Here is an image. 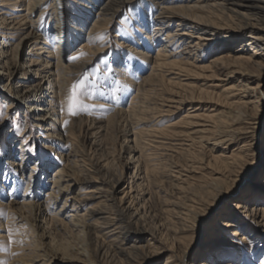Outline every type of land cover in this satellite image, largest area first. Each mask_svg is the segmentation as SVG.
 I'll return each instance as SVG.
<instances>
[{
  "label": "rangeland",
  "instance_id": "374dc122",
  "mask_svg": "<svg viewBox=\"0 0 264 264\" xmlns=\"http://www.w3.org/2000/svg\"><path fill=\"white\" fill-rule=\"evenodd\" d=\"M140 1L129 0L126 8L110 18L107 31L99 32L97 40L104 50L55 99L62 110L61 116H51L49 120L54 131L40 126L29 106L14 98L15 89L18 93L40 81H31L32 73L28 70L32 67L26 66L28 60L38 61L35 66L41 70H44V60H49L51 70L56 69V61L46 58L45 53L53 50L55 44L56 23L49 20L50 16L54 17L51 11L37 24L38 33L48 44L41 50L28 48L30 54L23 53L22 57L23 49L19 48L24 68L15 66L12 57L7 74L0 75V204L13 207L10 214L6 208L0 213V238H3L0 239V264H9L13 257L25 251L43 255L45 264H83L78 262L84 259L80 255L83 239H78L77 232L68 224L69 217H60L58 213L63 210L65 197L58 199L55 206L50 204L53 209L49 214L42 211L49 203L46 199L52 189V174L63 167L67 157L73 160L74 150L82 156L83 168L100 165L120 177L115 201L127 193L123 203H129L131 212L140 218L137 226H128L129 238L121 242L118 235L114 244L141 247L142 253L129 261L118 254L122 262L117 259L101 262L89 254V264H181L182 260L185 264H260L264 261V210H256L257 204L264 208V188L261 195L255 191L264 181V51L252 54L247 65L228 63L225 68H213L211 61L221 53L236 54L237 44L215 49V36L194 41L183 33L188 28L172 26L171 32L176 33L173 46L166 44L163 54L169 55L174 50L176 54L173 59H161L167 63L179 60L183 68L165 65L152 71V62H145L137 55L140 49L155 57V52L144 48L145 36L138 22L131 20ZM79 2L61 0L64 19L60 25L64 34L67 33V43L60 52L61 62L67 67L87 55L82 48L86 41L80 38L86 27L77 32L82 25L78 19L86 16L84 12H76ZM155 13L153 9L152 16ZM164 33L163 30L158 36L163 42ZM21 35L8 42L18 44ZM73 48L71 55L77 59H65L66 51ZM246 48L253 51L249 46ZM16 54L14 46L10 56ZM250 55V52L246 54ZM159 73L163 78L157 77ZM146 77L151 80L148 88L153 89L145 103L147 109L136 110L129 120L122 116L110 121L116 112L131 115L126 110L136 107L131 104L135 85ZM17 78L25 82L13 88L10 84ZM128 78L134 83L132 86L128 85ZM78 81L83 83L77 92V115L70 116L67 108L71 89ZM45 95L54 99L49 91ZM177 95L184 97V103L175 108L171 98ZM244 112L253 116L250 124L235 123L224 131L232 139L227 144L219 142V133L211 134L213 123H220L221 118L229 120L230 113L243 116ZM189 116L192 118L186 119ZM187 120L193 123L189 128ZM64 121L68 123L65 125ZM98 126L102 128L98 130ZM152 128L174 132L173 140L163 139L159 134H154L159 137L149 135L148 130ZM185 128L189 129L187 133L192 132L188 133L190 138L177 137ZM50 134L55 138L51 139ZM19 144L25 145L24 151ZM33 145L35 150H31ZM21 161L20 169L12 164ZM222 161L228 163L229 170L220 177L210 165L216 162L222 166ZM70 167L75 174L73 181H79L78 168ZM76 190L71 194L75 195ZM22 199L32 200L38 206L20 210L15 203ZM98 201L92 200L89 207L97 206ZM245 201L248 207L253 206L251 212L237 208ZM8 215L13 218H7ZM104 229L108 235L106 241L113 239L109 235L119 232L111 226ZM233 249L227 256L219 254Z\"/></svg>",
  "mask_w": 264,
  "mask_h": 264
},
{
  "label": "bare ground",
  "instance_id": "6f19581e",
  "mask_svg": "<svg viewBox=\"0 0 264 264\" xmlns=\"http://www.w3.org/2000/svg\"><path fill=\"white\" fill-rule=\"evenodd\" d=\"M128 2L129 0H80L78 3V6L80 7H75L76 12L79 13L81 11L82 14L84 12L86 16L78 19V22L82 25L77 29V32H82L83 27H86V31H84V34H81L80 38L86 41L82 48L87 51V55L77 63L67 67L63 66L61 62L60 52V50L66 46V35L64 34L63 27L60 25V23L63 24L64 19L62 9L63 3H61V0H0V75L7 74L9 60H11L12 57V61L16 64L15 66L24 68L25 65L22 64L19 59V48L23 49L21 54L22 57L23 53L30 54V50L27 52L28 48L36 47V50H41L44 45L48 44L45 38L38 33L37 24L42 16L45 14L48 15L49 11H51L50 15L53 14L54 16H50L49 20H54L56 23L55 31L53 33L55 36V44L53 50H47L45 53L47 54L46 58H52L56 61V69L51 70L49 60H44L42 67L44 70L36 68L35 65L38 64V61L28 60L26 66L31 64L30 66L32 67L28 70V72L32 73L31 81L34 79L40 81H38L37 85L32 88L30 85H26L27 87H24L18 93L16 92V89L14 90V98H17L20 103L29 106V109L36 115V120L40 126L49 127L53 131L55 130L53 125H50L51 123H49V120L51 121V116H61L60 113L62 110L59 103L56 104L58 101L56 102L55 99L57 100V97L59 98L63 94L64 88L70 82L74 81L77 75L89 66L94 59L99 57V54L104 50L101 46L102 43H99L97 40L99 32L103 33L107 31L110 18L118 10L126 8ZM137 9L138 10L133 14L131 20L138 22L140 26L139 29L145 36L144 39L142 38L144 40V48L150 52H155V57L150 56L149 52L146 50L140 49L137 50V55L141 58L143 57L142 60L144 59L145 62L149 60L152 62V71H158L165 65L180 67V69L183 68L179 65V62H177L179 60H170L171 62L167 63L165 62L166 60L164 61L161 59L162 57L173 59V56L176 54L175 50L169 55L163 54L166 44L173 46L172 40L176 33H173V31L171 32L172 26L176 28H188L187 32L183 33L194 39V41L204 40L203 36L207 35L215 36L217 39L214 46L215 49H225L231 46V43L237 44L234 47L236 48L237 53H221L211 61L210 66L213 68H217L218 66L225 68L228 63L247 65L251 62L250 59L254 53H257L258 55L260 52L264 51V0H141ZM153 9L156 10L154 16H152ZM3 30H8L9 32L1 34L3 33ZM163 30L165 32L164 40L166 42H163L158 38ZM18 34H23L19 37L18 44L8 42L10 39H16V35ZM2 35H8V37H2ZM193 44L197 45L198 43ZM14 46L16 47L17 54L16 56H10L11 51L13 52ZM247 46L251 47V50L253 51H249V49L246 48ZM214 47L212 46V48ZM248 52L251 53L250 56H246ZM45 69L48 70L45 71ZM8 75L11 76L12 72L8 73ZM157 75L156 76L159 78L162 77L161 73ZM122 76L125 77L126 75L122 74ZM128 81H130L127 82L128 85L132 86L134 84L129 78ZM24 82V79L17 78V81L15 80L10 86L16 88L17 86H22V83ZM150 83V77H146L142 79V83L135 85L136 94L132 99L131 104H135L136 107L132 106L129 110H126L127 114L131 113V115H122V113L116 112L109 118V120L115 121L122 118V116H124V120H129L131 116L135 115L137 112L136 110H146L147 106L145 103L147 99L151 97L150 92H153L152 88H148ZM45 91L52 93L54 99H48L50 96L45 95ZM171 101L176 108L184 103V97H179L177 95L174 96V98H171ZM243 114V116H234L230 113L228 117L229 120L227 118H221V120H219L220 123H213L210 126L212 130H215H211V134L217 135L219 133V142H225V144H227L232 139H229V135L224 131L229 130L235 123L247 122L246 124H250L249 122L253 116L251 114H245V112ZM189 118L192 117L189 116L186 119ZM138 122L140 121L138 120ZM186 123L188 128L193 124L189 123V120H187ZM101 128L102 126L97 127L98 130ZM187 130L189 129L185 128V130H181V133H177V137L180 136L183 137V139L187 138V136H189L188 133H192H187ZM148 134L153 137H159L154 135L159 134L163 139L167 140H173L174 138V132H167V130L163 128H152L150 131L148 130ZM49 137L51 139L55 138L52 134H50ZM19 145L20 149L24 151L25 145ZM22 151L20 155L22 154ZM72 154L73 155L71 156H73V160L69 161L70 156H66L67 159L64 160L65 164L63 167L57 169L52 174V189L47 194L48 196L46 199V202L49 203L43 206V213L49 214L53 209V206L51 205L55 206L58 199L63 196L65 197L63 210L58 213L60 217H69L68 224L73 230H75V232H77L78 239H83L80 246V255H82L84 259H79L78 262L89 264V254L91 257H95L101 262L113 261L115 259L122 262L123 258H120L119 255L122 257L124 256L126 261L137 257L138 254L143 252V248H136L135 246L121 247L114 244L120 237L118 235H121V242L128 239L129 237L127 235L129 232H126L128 226L130 224L137 226L136 223L140 219L131 212L132 208L129 203H123V198L127 193H125L118 202L115 201L114 196L120 182V177L114 176L110 173L109 169H104L100 165H94L91 169L83 168L81 164L83 161L80 153L77 154V151L74 150L72 151ZM12 164L18 169L22 167V161L18 164L12 162ZM221 164L222 166H219L216 162H213V164L210 165L213 167V172L220 175V177L224 175L225 171L229 170V167H227L228 163L222 161ZM70 166L78 168V171L81 174V179L79 181H73L75 174L73 175V170L71 171ZM153 170L155 171L156 169ZM31 178L32 175H30V181L32 180ZM95 181L98 182L97 185L90 184V182ZM29 186L30 182L27 185L28 189ZM258 186H260V188L255 191H259L258 193L261 195L264 188V181L261 184H258ZM28 189H26L24 196L27 194ZM73 190H76L75 195L71 194ZM92 200H99L97 206L89 207ZM15 204L18 205L17 207L20 210H32L38 206V203L36 204L32 200L27 199H22L21 202ZM260 205L261 204L256 205L257 211L264 210ZM248 206L249 203L245 201L238 204L237 208L244 211L249 209V212H251L253 206ZM12 208V204H0V213L5 209L7 211L6 213L10 214ZM67 212H69L68 215L66 214ZM7 218H13V216L8 215ZM109 226L114 227L115 230H118L119 232L116 235H109L108 238L113 237V239L106 241L105 237L108 235L105 232L104 227ZM234 251V249L232 251L226 250L224 253L219 252V254L227 256ZM14 253V251L11 253L12 257ZM44 261L45 258L43 255L36 253L31 255L25 251L23 254L21 253L20 255L13 257L9 264H45ZM180 263L185 264L183 260Z\"/></svg>",
  "mask_w": 264,
  "mask_h": 264
},
{
  "label": "snow or ice",
  "instance_id": "6c2138e0",
  "mask_svg": "<svg viewBox=\"0 0 264 264\" xmlns=\"http://www.w3.org/2000/svg\"><path fill=\"white\" fill-rule=\"evenodd\" d=\"M65 42L67 43V33H66ZM72 51H75V48H73L71 51H66V53H65V59H68V58H71L72 60L77 59L76 56L71 55V52ZM105 55H107V53H105ZM82 83H83V81H78L77 83H74L72 85L71 96H70L69 104H68V108H67L68 114L70 116H76L77 115V92L81 88ZM116 91L118 92L119 89H117ZM101 107H102V105H101ZM67 123H68V121H64V124L65 125ZM35 147L36 146L33 145L31 150H35ZM260 264H264V261H261Z\"/></svg>",
  "mask_w": 264,
  "mask_h": 264
}]
</instances>
